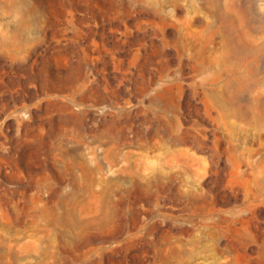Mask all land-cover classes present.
I'll use <instances>...</instances> for the list:
<instances>
[{"label":"rangeland","instance_id":"1","mask_svg":"<svg viewBox=\"0 0 264 264\" xmlns=\"http://www.w3.org/2000/svg\"><path fill=\"white\" fill-rule=\"evenodd\" d=\"M0 264H264V0H0Z\"/></svg>","mask_w":264,"mask_h":264}]
</instances>
